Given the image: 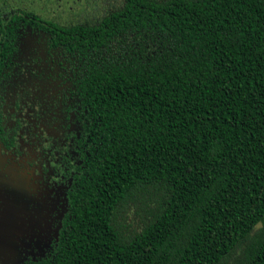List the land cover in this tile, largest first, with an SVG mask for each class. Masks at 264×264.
I'll list each match as a JSON object with an SVG mask.
<instances>
[{
    "label": "trees",
    "instance_id": "1",
    "mask_svg": "<svg viewBox=\"0 0 264 264\" xmlns=\"http://www.w3.org/2000/svg\"><path fill=\"white\" fill-rule=\"evenodd\" d=\"M3 12L0 156L61 213L19 264H264V0Z\"/></svg>",
    "mask_w": 264,
    "mask_h": 264
},
{
    "label": "flooded vegetation",
    "instance_id": "2",
    "mask_svg": "<svg viewBox=\"0 0 264 264\" xmlns=\"http://www.w3.org/2000/svg\"><path fill=\"white\" fill-rule=\"evenodd\" d=\"M13 9L32 12L41 18L54 20L19 3H11L10 0H0V15L4 13V10L8 12ZM54 21L60 24H67L57 20ZM0 161L7 169L18 173V178L22 185V190H19V193L16 192L15 199L12 201L0 195V217L4 213L13 215L9 222L12 234L6 245L7 251L0 253V264H12L13 257L20 256L22 261H24L28 257H35L41 254L42 250H45L56 235L61 213L57 205L56 207L53 206L54 214H52L49 211L50 208H46V204H40V200L37 199V183L32 179V175L28 170L16 163L2 159L1 156ZM58 199H61V197H58ZM9 209L11 212L8 211ZM32 232L36 237H28L33 235Z\"/></svg>",
    "mask_w": 264,
    "mask_h": 264
},
{
    "label": "rangeland",
    "instance_id": "3",
    "mask_svg": "<svg viewBox=\"0 0 264 264\" xmlns=\"http://www.w3.org/2000/svg\"><path fill=\"white\" fill-rule=\"evenodd\" d=\"M11 3H19L25 7L36 10L41 15L52 18L62 23L83 20L86 17H99L109 7L113 0H10ZM18 173L7 169L0 161V195L5 196L10 201L15 199V195L22 190ZM17 192V193H16ZM33 235H36L32 232ZM38 238V237H37ZM43 241V237H42ZM22 261L21 257H13L12 264Z\"/></svg>",
    "mask_w": 264,
    "mask_h": 264
},
{
    "label": "water",
    "instance_id": "4",
    "mask_svg": "<svg viewBox=\"0 0 264 264\" xmlns=\"http://www.w3.org/2000/svg\"><path fill=\"white\" fill-rule=\"evenodd\" d=\"M8 211L11 212L10 209ZM12 218L13 215H10V213L8 215L4 213V215H1L0 217V253H2L3 251L5 253L7 251L6 245L12 234L10 232V226H9V222L11 221Z\"/></svg>",
    "mask_w": 264,
    "mask_h": 264
}]
</instances>
